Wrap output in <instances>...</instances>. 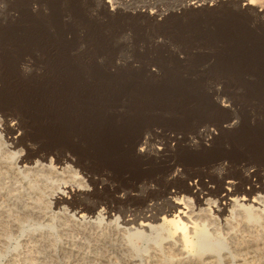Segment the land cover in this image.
Returning <instances> with one entry per match:
<instances>
[{
    "label": "rangeland",
    "instance_id": "obj_1",
    "mask_svg": "<svg viewBox=\"0 0 264 264\" xmlns=\"http://www.w3.org/2000/svg\"><path fill=\"white\" fill-rule=\"evenodd\" d=\"M132 1L0 0V109L25 131L0 129V158L11 136L21 138L17 153L66 149L79 178L65 197L104 217L49 230L5 213L0 264H264L263 218L226 211L204 223L184 207L195 203L189 188L222 193L249 174L264 183L254 176L264 173V0H156L163 13L134 12ZM11 180L1 178L0 193ZM11 200L1 193L17 210ZM151 204L161 210L155 227L131 246L116 218ZM200 228L217 252L200 253Z\"/></svg>",
    "mask_w": 264,
    "mask_h": 264
},
{
    "label": "bare ground",
    "instance_id": "obj_2",
    "mask_svg": "<svg viewBox=\"0 0 264 264\" xmlns=\"http://www.w3.org/2000/svg\"><path fill=\"white\" fill-rule=\"evenodd\" d=\"M106 2H110L114 6L120 0H106ZM200 2V0H182V3H185L184 6L196 5ZM247 5L252 7L254 3L250 0ZM259 12L264 16V7L259 9ZM10 117L9 113L0 109V129H6L9 134H15L16 131L18 134H23L25 132L22 127L23 121L21 122L19 117ZM207 132L205 130L203 135L207 136ZM2 135L0 130V140ZM9 138L8 146L5 148L7 149L6 151L10 152H6L7 155L0 158V180L1 178H12V180L8 184L3 185L1 193L9 196V198L12 197L11 201L18 209L13 211L11 208H5L0 203V216L6 213L8 217L13 219L11 224H14V222L15 224H20L23 218H34L44 223L49 230L55 227L54 223L56 221L65 227L70 225H100L104 219L101 214H98L93 219L92 217L94 216H90L86 212L73 210L75 208L74 205L65 197V193L74 192L73 189L66 190L70 185L75 186L72 179L79 178L76 170L73 169V165L76 163L75 157L70 156L66 149L57 148L51 153L50 148L44 146L34 148L26 145L21 153L13 152V148L21 144V138L17 136ZM33 157H37L34 162H32ZM254 176L264 178V173L254 174ZM251 177L252 175L249 174L246 175V178H229L225 183L223 182L222 193L211 190L205 191V188H198L192 191L189 188L188 190H190V194L195 199V203L191 204L187 199L188 203L184 207L189 209L191 214L195 215L200 221H204V223L207 221L217 223L226 211H229L233 217L241 216L247 222L256 223L260 219H264V194H262L264 183L257 187L252 184ZM245 184L251 185V187L245 188ZM79 194L74 196L79 198ZM211 195H214V197ZM251 196L253 197L252 202H250ZM66 203H69L70 206H67ZM88 203L93 208L97 206L96 202ZM255 203L258 205L256 206ZM166 205L171 211L178 209L179 212H182L181 208L178 207L177 201L172 202L168 199ZM55 208H58V211ZM159 211L161 210L156 205L151 204L144 210V213L131 210L128 214L117 216L116 221L119 228L125 234H128V244L132 246L133 239H143L147 236L146 228L155 227L153 223L157 220ZM173 218L180 219V214H175ZM0 221V224L3 223L4 227H9V220L0 218ZM196 234H198L199 241L197 245L200 253H215L218 251L207 243L209 232L206 229L202 228ZM160 238L159 241L157 240L158 242H160ZM165 257L168 259V257L171 258V255H165L163 259H166ZM29 261L33 260L30 259Z\"/></svg>",
    "mask_w": 264,
    "mask_h": 264
},
{
    "label": "built area",
    "instance_id": "obj_3",
    "mask_svg": "<svg viewBox=\"0 0 264 264\" xmlns=\"http://www.w3.org/2000/svg\"><path fill=\"white\" fill-rule=\"evenodd\" d=\"M128 1H130V0H120V2H116L115 4H120L119 5V7H120L122 4H127ZM132 3L135 4L134 5V9H135L134 12L140 11V7H143V11L148 10V9L152 10L154 8L155 12L161 11V13H163L165 10H167L169 8V6L175 8L178 6H184L185 5V3H182V0H173L172 2H170L169 6L168 5L165 6L162 3L157 4L156 0H134V1H132ZM165 3H168V2H165ZM107 4H109L111 7L113 6L110 2H108ZM114 9L115 8H113V10ZM153 12L154 11H151V13H153Z\"/></svg>",
    "mask_w": 264,
    "mask_h": 264
}]
</instances>
